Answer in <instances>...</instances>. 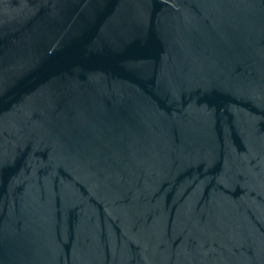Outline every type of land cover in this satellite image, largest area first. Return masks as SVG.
<instances>
[{"label": "water", "instance_id": "water-1", "mask_svg": "<svg viewBox=\"0 0 264 264\" xmlns=\"http://www.w3.org/2000/svg\"><path fill=\"white\" fill-rule=\"evenodd\" d=\"M0 264H264V0H0Z\"/></svg>", "mask_w": 264, "mask_h": 264}]
</instances>
